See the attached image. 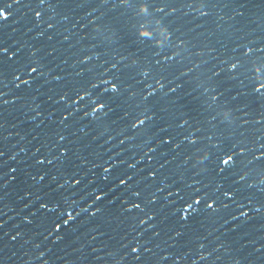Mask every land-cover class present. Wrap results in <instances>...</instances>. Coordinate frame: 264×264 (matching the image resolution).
<instances>
[{"label": "water", "instance_id": "obj_1", "mask_svg": "<svg viewBox=\"0 0 264 264\" xmlns=\"http://www.w3.org/2000/svg\"><path fill=\"white\" fill-rule=\"evenodd\" d=\"M4 2L11 3L12 7L6 9L11 13L7 21L0 23V42L9 53L16 55L8 59L9 70L4 83L0 84V92L4 93L0 96V152L4 153L0 157V264H144L148 259L153 264H237V261L264 264V247H261L264 245V208L256 211V207L264 204V181L258 174H251L244 182V194H250L254 200L253 205L245 204L243 209H251L248 217H240L241 209L221 197L228 204L227 208L210 216L197 215L190 225L182 226L172 218V205L168 204L169 200H177L173 182L179 183L183 176L181 194L193 195L195 188H188L187 184L200 179L202 184L195 187L203 189L209 180L195 175L199 169L197 158L186 160L183 144L180 149H172L155 143L160 135L158 125L164 121L157 119L155 124L141 126L143 130H133L117 120L113 112L107 116L97 113V120L92 116L82 118L83 112H72L76 104L70 102L74 99L71 88L87 78L88 69L101 72L105 61L108 66L114 62L131 66L134 60L143 61V46L137 48L130 42L115 41L103 27L111 0L107 5L103 0H46L39 7L38 0H20L19 4L15 0ZM216 2L224 5L231 0ZM35 11L41 12L39 18ZM206 11L209 15L202 17L199 10L180 9L182 34L187 42L183 47H176L178 41H173L179 53L177 67L193 69L188 78L194 82L224 67L221 61L234 54L237 43L252 41L259 46L264 41V9H249L243 19L231 6ZM49 24L53 27L49 28ZM4 55L7 58V54ZM85 56L90 60L85 61ZM121 57L126 59L121 61ZM29 61L42 63L43 75L30 80L28 85L14 80L13 70L26 66ZM18 74L20 80L36 76L28 71ZM57 76L61 79L56 80ZM126 78L134 89L141 87L128 74ZM251 87L250 74L243 69L227 84L225 96L239 111L231 113L232 125L221 124L224 117L220 115L217 128L228 131L245 118L244 105L251 97ZM103 89L101 86L99 91H93L91 100L103 97L101 102H106L111 93H104ZM66 91L69 102L59 99ZM238 92L241 95L237 97ZM138 99L131 102L132 110ZM159 99L155 98L153 103ZM90 102L85 96V100L77 103L84 107ZM116 107L112 104V108ZM259 114L257 110L248 117L249 129L264 131L261 125L251 123ZM64 115L68 118L62 122ZM259 135L257 131L250 138L257 144L264 142V137L255 139ZM61 136L64 139H60ZM149 148L155 151L150 152ZM62 149H67V153H62ZM38 159H44V163L37 164ZM104 168H108V172H104ZM149 170L156 171L154 180L147 176ZM125 174L132 180L127 185H119L118 180ZM105 175L109 177L107 181L102 179ZM73 179L80 180V184L72 183ZM249 184L251 188L246 187ZM101 187L106 195L93 205L94 195L101 194ZM209 188L214 191L215 184H210ZM136 190L141 192L139 198L131 194ZM152 195L157 200L148 203ZM65 197L77 201V211L80 207L87 211L80 213L76 222L62 226L49 236L50 224L42 221L46 217L55 218V213L40 209L39 204L50 198ZM131 203H140L144 211L135 208L126 211ZM149 211H155L156 217L145 219V224L140 225L139 219ZM149 224L153 227L149 228ZM184 227L187 234L177 243L173 232ZM154 231L160 234L154 236ZM16 232L21 235L13 241L11 237ZM137 232H143L152 248L140 262L133 260L135 254L127 247V242ZM191 234L205 244L203 249L198 248L195 240L183 243ZM57 235L61 239H57ZM201 255L205 257L202 260ZM177 256L182 258L177 259Z\"/></svg>", "mask_w": 264, "mask_h": 264}, {"label": "snow or ice", "instance_id": "obj_2", "mask_svg": "<svg viewBox=\"0 0 264 264\" xmlns=\"http://www.w3.org/2000/svg\"><path fill=\"white\" fill-rule=\"evenodd\" d=\"M15 2L19 4L20 0H15ZM45 2L46 0H38L37 7L44 5ZM103 2L107 5L109 0H103ZM48 6L52 7L53 5L49 4ZM218 6H231L237 9V14L243 19L249 9H264V0H260L259 3H256L255 0H243V2L242 0H231L230 4L224 5H219L216 0H111L110 11L104 17L103 27L110 37L115 38V41L122 44L130 42L137 48L143 46L141 49L143 61L134 60L131 66L126 63L121 65L119 62L111 63L108 66V62L105 61V67L101 72L88 69L87 78L78 81L71 88L74 99L70 102L76 104V107L72 109L73 113L83 112L82 118L92 116L93 120H97L99 118L97 113L103 112L107 116L109 112H113L117 115V120L125 122L133 130H143L141 126L147 127L160 119L164 122L158 125L160 135L155 143L172 149H180L183 144L185 159L191 161L194 156L197 158L199 169L195 175L204 176L209 180V183L201 189L195 187L197 184H202L201 180L193 179L191 184H187V187L195 188L194 194L182 195L181 184L185 181L181 176L179 183L173 182L177 200L168 201V204L172 205L170 210L172 218L182 226L190 225L197 215L210 216L221 208H227L228 204L224 203L221 197L228 198L236 204L238 209H241L240 217H248V211L251 209L248 211L243 209L245 204L253 205L254 200L250 198V194H244V182L253 173L258 174L264 181V142L257 144L250 138L251 135L259 131L260 135L255 139L261 140L264 137V131L247 127L250 124L248 117L259 110L260 114L251 123L264 128V41L259 46L252 41L237 43L233 49L234 54L221 61L224 67L213 70L211 75L203 80L198 79L194 82L188 78L193 69L181 70L177 67L179 53L175 50L173 41H178L176 47H183L187 42L182 34V17L178 15L179 10L183 8L196 9L199 10L200 16L205 17L209 15L206 10ZM11 7V3L0 0V23L7 21L11 13L6 9ZM35 16L39 18L41 12L35 11ZM48 27L52 28L53 25L49 24ZM166 46L167 51H165ZM4 54H7V58ZM15 55V52L9 53L8 48L3 45V42H0V84L4 83L9 70L8 59ZM32 55H35V52ZM124 59L126 58L121 57V61ZM84 60L88 61L90 57L85 56ZM42 68L43 64L39 61H29L26 66L21 65L13 70V79L28 85L30 80L35 81L38 76L43 75V72L40 71ZM242 69L250 74L252 80L251 97L244 105L243 116L245 118L240 120L238 126L230 127L228 131H224L216 127V121L222 115L224 120L220 122L221 124L225 122L228 125L233 124L234 117L231 113L239 111V109H234L230 105L225 92L227 84L234 81ZM24 71L35 73L36 76L20 80L18 73ZM126 74L130 79L136 80V83L141 87L134 89L129 78H126ZM106 76L110 79H105ZM137 76L140 79L137 80ZM181 77L185 79H181ZM55 79L60 80L61 77L57 76ZM16 86L19 87V84ZM101 86H104V93H111V96L106 102H101L103 97L91 100L93 91H99ZM189 88L191 91L187 90ZM3 95L4 93L0 92V96ZM240 95L241 93L238 92L237 97ZM85 96L91 102L81 107L82 103L78 104L77 102L85 100ZM67 97L68 92L66 91L60 95L59 99L69 102ZM157 97L160 99L153 103ZM136 98H139L138 103L135 105V110H132L131 102ZM4 103L7 104V101ZM112 104H116L117 107L112 108ZM106 108L108 111H105ZM217 109H222V111L218 112ZM67 118V115L62 116V122ZM206 125L210 127H206ZM60 139H64V137L61 136ZM61 151L64 154L67 153V149ZM148 151L154 152L155 149L149 148ZM3 155L4 153L0 152V157ZM54 159L56 157H53ZM36 162L43 164L44 159H38ZM48 163L51 164L52 160H48ZM129 167H133V165H129ZM161 167L163 166L161 165ZM104 172H108V168H104ZM156 175L154 170H149L147 173V176L153 180ZM43 178L41 176V179ZM102 179L107 181L109 177L105 175ZM131 180L132 177L125 174L118 180V184L127 185ZM72 183L79 185L80 180L73 179ZM210 184H215L214 191H209ZM165 186L168 185L165 184ZM246 187L251 188L252 185L249 184ZM108 188L110 191L112 190L111 185ZM202 191L203 195H201ZM93 192L95 193L96 189H93ZM99 193L101 194L94 195L93 205L106 195L103 187L100 188ZM131 194L137 198L141 196V192L138 190ZM168 195L171 196L172 192L170 191ZM37 199L40 198L37 197ZM156 200L157 197L152 195L148 203H154ZM76 205L75 199L66 197L61 200L50 198L40 202V209L55 213V218L46 217L42 221V223L50 224L49 236L58 232L62 226H69L70 222H76L80 213L87 211L84 207H80L77 211ZM134 208L144 211L140 203H131L125 210L131 211ZM261 208H264V204L256 207V211L259 212ZM99 210V208L96 209L97 212ZM150 212L152 214H149ZM189 212L192 213L191 216L188 215ZM92 214L95 215V212ZM156 215L155 211H149L144 218L139 219L138 223L143 225L145 219H154ZM25 220H28V217H25ZM148 227L152 228L153 225L149 224ZM159 234L156 231L152 233L154 236ZM186 234V227L175 229L173 232L177 243H180L179 238ZM5 235L7 234L5 233ZM20 235V232H16L11 239L15 241ZM56 238L61 239V236L57 235ZM193 240L196 241L199 249L205 247V244L194 234L189 235L183 243L190 244ZM150 243V240L144 237L143 232H137L127 242L130 252L135 254L134 261L140 262L145 253L152 252ZM181 258L177 256V259ZM204 258L203 255L199 257L201 260ZM144 264H153V262L148 259L144 261ZM237 264H239L238 261Z\"/></svg>", "mask_w": 264, "mask_h": 264}]
</instances>
